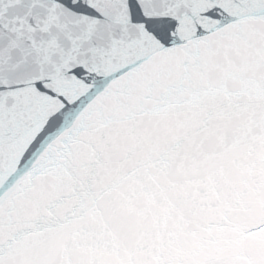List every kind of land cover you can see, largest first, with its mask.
Here are the masks:
<instances>
[{
	"label": "snow or ice",
	"instance_id": "snow-or-ice-1",
	"mask_svg": "<svg viewBox=\"0 0 264 264\" xmlns=\"http://www.w3.org/2000/svg\"><path fill=\"white\" fill-rule=\"evenodd\" d=\"M0 264H264V0H0Z\"/></svg>",
	"mask_w": 264,
	"mask_h": 264
}]
</instances>
